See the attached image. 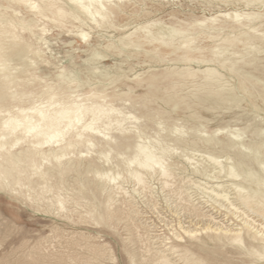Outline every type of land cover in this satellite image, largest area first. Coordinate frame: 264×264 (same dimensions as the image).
<instances>
[{"label": "bare ground", "instance_id": "obj_1", "mask_svg": "<svg viewBox=\"0 0 264 264\" xmlns=\"http://www.w3.org/2000/svg\"><path fill=\"white\" fill-rule=\"evenodd\" d=\"M60 1L0 0V191L55 218H69L76 210L70 204L86 208L96 224L120 220L118 202L132 206L129 200L135 198L126 185H132L141 202L149 196L153 207L160 192L167 201L178 199L185 211L205 222L196 228L179 222L178 229L157 239L159 248L147 247L140 257L128 251L130 264H228L220 262L221 252L264 264V226H256L243 211L264 219V118L259 114L264 111L260 105H264V12L227 11L188 27L163 25L157 31L153 22L122 37L119 46L110 43L108 47L121 55L134 50L137 58L144 51L149 62L188 66L167 69L162 79L171 85L155 101L131 96L146 83L154 97L161 90L154 74L147 82L139 77L133 86L122 83L128 90L123 95L117 94V80L101 73L115 85L112 94L105 87H91L73 95L66 86L78 79L63 69L56 85L45 84L33 92L22 75L35 77L30 65L36 66V58L46 60L19 31L33 36L38 31L37 40L47 43L50 30L38 24L43 19L59 25L68 19L84 22V16L96 27H105L126 7L119 4L126 0H68L72 8L67 10ZM216 1L264 8V0ZM12 3L23 6L33 18H20L18 9L23 7ZM79 36L86 41L90 34L81 30ZM26 57L29 64L23 63ZM195 63L207 68H191ZM18 65L20 75L13 73ZM187 84L192 89L179 95ZM157 100L169 110L148 106ZM248 100L255 109L253 116L235 114L234 123L217 128H210V120L201 113L231 112ZM142 106L146 113L140 111ZM189 111L186 119L173 116ZM82 165L91 179L81 177ZM179 169L200 179L178 181ZM71 172L80 177L72 184L67 178ZM185 181L195 193L189 192L192 188L187 189ZM98 193L103 201L90 205L89 199L99 200ZM206 207L220 214L225 211L232 222L217 221L203 211Z\"/></svg>", "mask_w": 264, "mask_h": 264}, {"label": "rangeland", "instance_id": "obj_2", "mask_svg": "<svg viewBox=\"0 0 264 264\" xmlns=\"http://www.w3.org/2000/svg\"><path fill=\"white\" fill-rule=\"evenodd\" d=\"M2 2L6 5L5 1ZM12 4L15 8L23 7L16 3ZM59 4L67 10L72 8L68 0H61ZM119 4L126 6L125 11L112 16L110 23L105 27H96L84 16H81L84 22L68 19L59 25L43 19L38 24L40 27L47 26L50 30L46 36L47 43L37 40L40 36L38 31H36V36L28 31H19L24 40L31 43L33 49L40 48L45 57L44 60H46L44 62L42 59L36 58V66L31 67L30 65V72L35 77L29 73L22 75V77H27L25 83L29 90L39 92L45 84L56 85L58 75L65 69L67 73H74L78 79L76 83L69 86L62 84L69 87L73 91V95L87 93L91 87L98 89L105 87L107 94H112L115 85L119 91L116 93L124 95L128 90L122 83L126 82L133 86L139 77L147 82L154 74L159 77H157L156 85L161 89L159 92H155L154 97L153 94H150V88L146 83L141 89L131 94L134 100L140 97L154 100L155 97H162L164 88L171 85L169 81L162 79V75L166 73L167 69L177 68L180 70L188 68V66L172 62L164 64L149 62L144 51H141L139 57L133 58L135 51L127 50L126 55L132 56L127 59L126 55H121L113 47L109 48L110 43L114 42L119 46V40L122 37L153 22L157 23L153 28L157 31L163 25L188 27L192 22L198 24L205 19L220 16L227 11L264 12V8L248 7L242 1L225 5L216 0H126ZM18 11L20 18L23 17L26 20L33 18L24 7ZM2 12L4 11L2 10ZM8 12L12 13V8L8 9ZM196 29L198 31V27ZM81 30L89 32L88 40L85 41L79 36ZM9 51L7 50V52ZM95 52H99L104 57H94ZM29 56L32 57V54L30 53ZM23 63L29 64L30 61L26 57L23 59ZM16 68L17 71L13 73L20 75L19 71L22 66L18 65ZM191 68L204 70L207 66L195 63L192 64ZM105 72L110 74L111 80H117L115 85L110 84L111 80L103 79L100 74ZM180 85L182 83H179L176 88ZM191 89L192 85L187 84L186 89L179 95H187ZM115 104L122 106L121 101H115ZM260 105L264 108L261 102ZM148 106L153 109H159L162 106L169 110L158 100L148 104ZM140 111L142 113L147 112L144 106ZM254 112L255 109L252 107L251 101L248 100L243 108H237L231 112L215 110L201 113L210 120V128H217L228 122L234 123L233 116L235 114L253 116ZM189 114L190 111L185 114L173 113V116L179 115L186 119ZM259 114L260 117L264 118V111L259 112ZM79 171L82 174L81 177L88 180L92 178L91 175L85 173L84 165L80 167ZM177 173L178 181L181 178H185L187 181L188 177H194V180L200 179L199 176L191 175L181 169ZM67 178L68 182L72 184L74 179L80 177L75 172H71ZM186 181L187 189L192 188L189 192L195 193L196 189ZM155 186L159 185L156 184ZM126 188L129 189L135 199L129 200L132 206L122 204L121 201L115 205L116 210H121L117 213L121 217V222L118 219H113L100 224H96L86 214V208H76L70 204V209L76 210L69 213V218L65 215L61 218H55L52 215L34 210L22 199L11 197L6 191H0V212L3 216L0 218V264H130L128 251L137 253L140 257L147 247L159 248V240L157 241V239L160 236L163 237V234L170 233L169 230L172 228L178 229L179 222L191 228H196L197 225L200 226L205 222V219H197L185 211L183 204L176 198L167 201L165 195L159 192V201L153 207L149 196L141 202L138 195L132 192V185H126ZM86 195L91 196L88 192ZM97 195L99 200L89 199L90 205L99 204L103 201L104 196L100 193ZM83 203H87V201ZM203 211L206 214H213L217 221L225 225L232 222L230 217H228L229 220L225 217V211L220 214L207 207ZM243 211L249 216L250 221L255 219L256 226L258 225L259 228H261V224L264 226V219L252 214L246 208H243ZM235 224L238 222L235 221ZM113 257L115 258L114 261L112 260ZM219 260L220 262H229L228 264H255L249 263V258L224 252L220 253Z\"/></svg>", "mask_w": 264, "mask_h": 264}]
</instances>
